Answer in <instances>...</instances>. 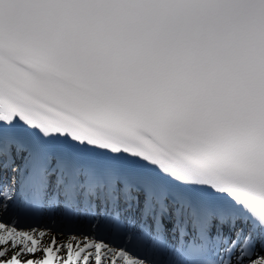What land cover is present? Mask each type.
I'll return each mask as SVG.
<instances>
[{"label":"snow or ice","instance_id":"1","mask_svg":"<svg viewBox=\"0 0 264 264\" xmlns=\"http://www.w3.org/2000/svg\"><path fill=\"white\" fill-rule=\"evenodd\" d=\"M0 264H264V0H0Z\"/></svg>","mask_w":264,"mask_h":264}]
</instances>
